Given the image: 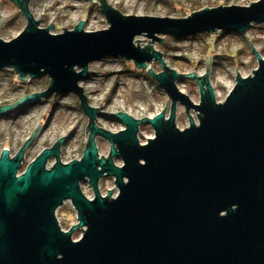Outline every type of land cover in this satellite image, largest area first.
Listing matches in <instances>:
<instances>
[{
	"label": "water",
	"instance_id": "1",
	"mask_svg": "<svg viewBox=\"0 0 264 264\" xmlns=\"http://www.w3.org/2000/svg\"><path fill=\"white\" fill-rule=\"evenodd\" d=\"M13 1L27 26L11 41L0 38V71L14 70L22 83L48 77L50 86L0 107V118L23 105L72 94L89 122L80 160L61 161V138L20 173L41 125L15 156L2 151L0 264H264V58L249 40L258 68L245 78L237 71L234 89L218 103L209 78L211 56L204 76L180 74L154 48L165 45V37L234 32L248 38L253 24H264V0L203 8L186 18L125 16L100 0L107 29L85 31L82 20L60 34L50 33L53 24L39 27L43 19L35 20L31 0ZM142 36L150 40L143 49L135 44ZM110 58L146 71L171 102L168 119L166 106L153 119L126 112L106 116L125 127L117 133L97 125L105 115L90 105L79 83L90 77V64ZM154 62L161 72L153 70ZM182 80L196 82L199 104L179 90ZM179 104L190 118L184 130L177 126ZM191 110L199 112V125ZM145 124L155 138L143 145L138 134ZM98 138L110 144L109 157L100 156ZM52 159L56 163L47 169ZM105 177L115 179L116 198L113 191L101 194ZM83 181L93 199L83 192ZM67 200L78 224L64 232L57 211Z\"/></svg>",
	"mask_w": 264,
	"mask_h": 264
},
{
	"label": "rangeland",
	"instance_id": "2",
	"mask_svg": "<svg viewBox=\"0 0 264 264\" xmlns=\"http://www.w3.org/2000/svg\"><path fill=\"white\" fill-rule=\"evenodd\" d=\"M257 1L260 0H165L164 3L159 0H106L109 6L125 16L171 18H186L203 8L229 5L250 6L251 3ZM0 6V16L4 19L10 18L4 21L5 23L0 28V38L11 41L25 30L27 20L11 3L0 0ZM29 8L37 22L43 19L40 22V28L47 29L52 24L55 26L50 30L52 34L63 33L65 32L63 29L74 30L82 20L85 22V31H100L109 27L102 13L100 0H96V3L93 0H31ZM246 35L249 39L245 35L234 32L197 35L185 40L165 37V45L155 43V48L164 54L169 68L177 70L180 74L196 73L198 76H204L207 72V60L211 56L210 82L215 91L216 101L224 103L236 85L237 71L240 77L245 78L252 76L258 68V61L251 44L264 58V24H253ZM137 39L143 45H148L150 42L144 36ZM110 60L115 64L116 70L102 69L101 75H95L90 79L92 81L87 90L92 95L94 108L102 106L105 113L109 114L115 110L129 112L130 109L143 107L144 117L153 119L168 106L169 118L171 108L169 98L153 79L147 78L144 70H138L133 61H126L123 58ZM152 66L155 72L162 71L159 63L154 62ZM177 84L179 90L188 95L195 104L200 103V91L194 80H182ZM49 86L48 77L22 83L14 70L0 71V107L13 105L25 96L42 92ZM50 100L37 105H23L10 110L0 118V156L4 149L10 150L15 156L41 125V129L25 154V162L20 173H23L45 149L52 148L61 138L67 139L62 147L63 161L80 160L83 155L88 140L86 128L89 121L84 113L78 110L79 100L73 95ZM189 114L194 123L198 124L199 112L191 110ZM176 120L181 130L190 127V118L180 104L177 106ZM113 123L110 120L107 121L108 131L117 133L125 130V128L121 129L120 124ZM141 130L143 133L140 135L141 144H147L146 137L155 138L150 125H143ZM97 144L101 155L109 157L110 144L101 138L97 139ZM49 162L51 165L54 163L53 160ZM115 162L118 166H122L120 160ZM81 186L85 195L93 199L94 195L89 184L83 181ZM100 191L104 197L109 191H113L112 197L116 198L118 189L115 179L113 177L103 178ZM76 216L77 213L70 204L59 211V217L65 230H68L73 222L76 223ZM81 236L82 231L79 230L75 233L73 240L78 241Z\"/></svg>",
	"mask_w": 264,
	"mask_h": 264
},
{
	"label": "built area",
	"instance_id": "3",
	"mask_svg": "<svg viewBox=\"0 0 264 264\" xmlns=\"http://www.w3.org/2000/svg\"><path fill=\"white\" fill-rule=\"evenodd\" d=\"M137 41H139L138 39H136L135 40V44L138 46L139 45V47H141L142 49L143 48H146V46L147 45H143V44H138L137 43ZM154 48H155V45H154ZM155 50H157L156 48H155ZM158 51V50H157ZM104 62H105V64H104ZM153 65V64H152ZM101 66H102V68H101ZM102 69H104L105 71H114V70H116L117 68H116V66H115V64H113L112 62H111V60L109 59L108 61H107V59H105V60H102V61H98V62H94V63H92V64H90V66H89V74H90V77L88 78V79H86V80H83V81H81L80 83H79V85H80V87H82L83 88V90H84V92H85V94H86V96H87V98H88V100H89V103L93 106V107H95L93 104H92V100H93V98H92V95H91V93H88V88H89V85L91 84L90 82L92 81V80H90L93 76H95V75H101V70ZM77 70V72H79L80 71V69H76ZM120 71H121V69H120ZM146 72V71H145ZM62 97V96H61ZM61 97H57V98H54V100H56V99H60ZM97 108H101L100 109V111H101V113L103 114V115H105L104 117H99L98 119H97V125L98 126H100V127H103V129H105V130H107V121H109V119L106 117V116H109V115H113V114H115V113H118V112H121L120 110H115V112H112V113H109V114H107V113H105V111H104V109H103V107H97ZM126 113H128L129 115H131V116H133L134 118H136V119H141L142 120V118L145 116V110H144V108L143 107H137V108H135L134 110L133 109H130V111L129 112H127V111H125ZM156 115V114H155ZM145 118V117H144ZM166 118L168 119V115H166ZM107 124V125H106ZM113 124H115V122L113 123ZM118 124H120V123H118ZM121 125V129H124L125 127L122 125V124H120ZM197 125H199V118H198V124ZM143 126V125H142ZM142 126H140V131H139V134H138V137H139V140H140V142H141V139H140V135H141V133H142V130H141V128H142ZM109 130V129H108ZM107 130V131H108ZM143 134V133H142ZM147 138V141H148V139H149V137H146ZM142 143V142H141ZM143 144H145V143H143ZM13 156V155H12ZM100 156H102L101 155V153H100ZM54 161V163L51 165L50 164V162H48V164H47V169H50V168H52L54 165H55V163H56V160H53ZM62 162L64 163V164H67V163H69V162H71V161H68V162H65V161H63L62 160ZM70 204V206L75 210V208H74V205H73V203H72V200H67V201H65L64 203H63V205L58 209V211H57V219H58V222H59V225H60V227H61V229L64 231V232H68V231H70L71 230V228L73 227V226H75V225H77L78 224V220H77V216H76V223L75 222H73V225L68 229V230H65L64 228H63V226H62V222H61V219H60V217H59V211L63 208V207H66L67 205H69ZM75 223V224H74ZM80 231H82V236H83V233H84V230H86V227H84V228H82V229H79ZM78 230V231H79ZM77 232V231H76ZM75 232V233H76ZM75 233H74V235H75ZM74 235H73V237H74ZM81 236V237H82ZM76 241V240H75Z\"/></svg>",
	"mask_w": 264,
	"mask_h": 264
},
{
	"label": "flooded vegetation",
	"instance_id": "4",
	"mask_svg": "<svg viewBox=\"0 0 264 264\" xmlns=\"http://www.w3.org/2000/svg\"><path fill=\"white\" fill-rule=\"evenodd\" d=\"M4 2H8V3H11L12 5H14L16 8H18V10L21 12V8H20V6L16 3V2H14L13 0H4ZM0 9H1V6H0ZM0 12H1V10H0ZM22 13V12H21ZM3 23H5L4 22V20L3 19H0V27L1 26H3ZM71 95V94H70ZM74 96V95H73ZM58 97H61V96H58ZM76 97V96H75ZM49 101H51V100H49ZM42 103H44L43 101L41 102V104ZM81 108H80V102H79V109L78 110H80ZM81 112L83 113V111L81 110ZM111 121V120H110ZM113 122V121H112ZM102 139V138H101ZM103 141H105V142H107L106 140H104V139H102ZM66 141H67V139L65 140V142H64V144L66 143ZM63 144V145H64ZM63 145H62V147H63ZM62 147H61V154H60V159H61V161H62ZM98 148H99V146H98ZM100 152V151H99ZM115 159V161H117V160H119L118 158H114ZM52 160H55V159H52ZM52 160H50V161H52ZM100 183H101V181H100Z\"/></svg>",
	"mask_w": 264,
	"mask_h": 264
},
{
	"label": "trees",
	"instance_id": "5",
	"mask_svg": "<svg viewBox=\"0 0 264 264\" xmlns=\"http://www.w3.org/2000/svg\"><path fill=\"white\" fill-rule=\"evenodd\" d=\"M159 2H162V3H164L165 2V0H159ZM168 3H170V2H168ZM224 34H228V32H223ZM230 34V33H229ZM199 35H207V34H199ZM209 35V34H208ZM183 40H185V39H183ZM111 59V58H110ZM134 72H136V71H134ZM147 78L148 79H150V77L147 75ZM81 110V109H80Z\"/></svg>",
	"mask_w": 264,
	"mask_h": 264
},
{
	"label": "bare ground",
	"instance_id": "6",
	"mask_svg": "<svg viewBox=\"0 0 264 264\" xmlns=\"http://www.w3.org/2000/svg\"><path fill=\"white\" fill-rule=\"evenodd\" d=\"M57 97H58V96H56V97L54 96L52 99L57 98Z\"/></svg>",
	"mask_w": 264,
	"mask_h": 264
},
{
	"label": "clouds",
	"instance_id": "7",
	"mask_svg": "<svg viewBox=\"0 0 264 264\" xmlns=\"http://www.w3.org/2000/svg\"><path fill=\"white\" fill-rule=\"evenodd\" d=\"M72 95V94H71Z\"/></svg>",
	"mask_w": 264,
	"mask_h": 264
}]
</instances>
